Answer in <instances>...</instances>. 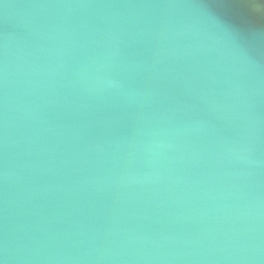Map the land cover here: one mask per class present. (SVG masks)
I'll return each mask as SVG.
<instances>
[{
    "label": "water",
    "instance_id": "water-1",
    "mask_svg": "<svg viewBox=\"0 0 264 264\" xmlns=\"http://www.w3.org/2000/svg\"><path fill=\"white\" fill-rule=\"evenodd\" d=\"M0 264H264V0H0Z\"/></svg>",
    "mask_w": 264,
    "mask_h": 264
}]
</instances>
